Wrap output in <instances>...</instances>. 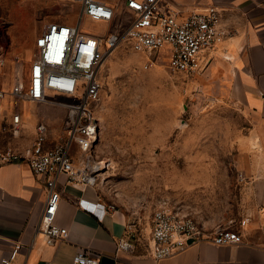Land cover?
Listing matches in <instances>:
<instances>
[{"label": "rangeland", "instance_id": "1", "mask_svg": "<svg viewBox=\"0 0 264 264\" xmlns=\"http://www.w3.org/2000/svg\"><path fill=\"white\" fill-rule=\"evenodd\" d=\"M22 6L17 4L12 13L0 11L11 44L19 45L18 32L28 38H21V53L51 22L80 25L94 35L105 36L109 30L104 23L80 24L79 4L66 1L50 10ZM118 20L128 27L127 15L119 12ZM5 43L1 38L0 44ZM214 61L192 78L171 72L163 60L147 66L146 56L123 43L104 65L93 187L104 202L128 217L143 240L155 211L164 206L193 216L207 233L248 217L242 141L250 121L245 106L231 95L234 75L216 71ZM0 77L7 78L4 69ZM55 100L57 105L22 103L17 134L9 126L11 101L0 102V150L29 148L39 123L49 128V147L63 142L67 113L61 104L67 100Z\"/></svg>", "mask_w": 264, "mask_h": 264}, {"label": "built area", "instance_id": "2", "mask_svg": "<svg viewBox=\"0 0 264 264\" xmlns=\"http://www.w3.org/2000/svg\"><path fill=\"white\" fill-rule=\"evenodd\" d=\"M67 1L80 5L77 15L80 24L84 20L104 23L109 28L106 35L90 34L80 25L51 22L37 37L29 70H22L21 60L15 59V78L11 89L0 87V102L10 100L12 103V129L15 134L22 124V103L57 105L55 98L67 100L61 104L67 111L66 138L63 142L49 147V128L45 123H39L35 140L25 151L13 148L0 150V167L26 162L35 176L46 177L48 198L39 232L47 246L69 236L67 228L56 224L61 202L57 189L59 177L65 175L69 182L76 185L95 184L91 181V177L96 176L93 154L102 132L98 107L103 89V68L109 57L123 43H128L135 52L147 57V66L163 60L171 72L196 78L212 64L214 57L210 52L220 48L231 36L223 27L221 12L216 7L184 14L179 9L170 12L160 9L164 0H126L120 12L128 17L126 28L117 21L119 12L103 2ZM1 53L0 69H4L6 58ZM52 95L54 99L50 98ZM80 206L88 211H92L90 207L96 210L101 207L102 213L116 210L113 206L106 208L86 201H81ZM250 219L248 216L236 226L219 227L207 233L193 216L161 207L152 218L149 254L154 261L160 262L196 243L207 242L216 246L244 244ZM261 230L264 233V227ZM136 234L135 226L130 224L128 238L120 243V249L131 250ZM191 240L193 243H190ZM23 248L21 243L15 244L2 264H14ZM72 264H100V255L81 249Z\"/></svg>", "mask_w": 264, "mask_h": 264}, {"label": "crops", "instance_id": "3", "mask_svg": "<svg viewBox=\"0 0 264 264\" xmlns=\"http://www.w3.org/2000/svg\"><path fill=\"white\" fill-rule=\"evenodd\" d=\"M66 1L0 0V11L12 13L17 10V4L23 5L22 8L50 10ZM96 1L118 12H122L126 4V0ZM209 7L220 10L222 25L231 34L223 46L210 52L215 58L214 69L221 73L232 72L234 84L231 95L245 106L250 121V129L242 141V174L246 185L244 202L251 218L246 242L230 246L196 243L176 256L156 262L148 249L151 221L144 240L135 227L137 234L133 248L122 250L120 243L128 238V217L118 210L102 213L101 207L97 210L90 207L92 211L83 209L81 201L106 208L109 205L93 186L73 184L63 175L57 181L61 202L56 224L67 228L69 236L47 246L39 232L48 198L46 177L35 176L29 164L22 162L0 167V264L10 256L17 243L24 248L14 264H72L81 249L100 255V264H264V233L261 230L264 227V0H164L160 4V9L165 12L179 9L184 14ZM7 24L6 19H0V39H6L4 45L0 44V52L6 58L4 70L7 74L6 79L0 77V87L10 90L14 83V60L20 59L22 70H29L39 35L32 45L28 44L29 50L28 46H22L21 53L18 47L20 42H24L21 38L25 35L18 32V40L15 41L19 45L15 47L14 43L11 44ZM9 126L13 128L12 117Z\"/></svg>", "mask_w": 264, "mask_h": 264}, {"label": "bare ground", "instance_id": "4", "mask_svg": "<svg viewBox=\"0 0 264 264\" xmlns=\"http://www.w3.org/2000/svg\"><path fill=\"white\" fill-rule=\"evenodd\" d=\"M256 146V145H255ZM91 181H92V183H95V181H96V176H92L91 177Z\"/></svg>", "mask_w": 264, "mask_h": 264}, {"label": "water", "instance_id": "5", "mask_svg": "<svg viewBox=\"0 0 264 264\" xmlns=\"http://www.w3.org/2000/svg\"><path fill=\"white\" fill-rule=\"evenodd\" d=\"M190 243H193V240H191Z\"/></svg>", "mask_w": 264, "mask_h": 264}]
</instances>
